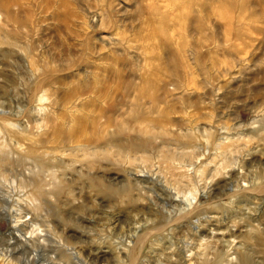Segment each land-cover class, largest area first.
Wrapping results in <instances>:
<instances>
[{
  "label": "rangeland",
  "instance_id": "374dc122",
  "mask_svg": "<svg viewBox=\"0 0 264 264\" xmlns=\"http://www.w3.org/2000/svg\"><path fill=\"white\" fill-rule=\"evenodd\" d=\"M241 256L264 264V0H0V264Z\"/></svg>",
  "mask_w": 264,
  "mask_h": 264
},
{
  "label": "bare ground",
  "instance_id": "6f19581e",
  "mask_svg": "<svg viewBox=\"0 0 264 264\" xmlns=\"http://www.w3.org/2000/svg\"><path fill=\"white\" fill-rule=\"evenodd\" d=\"M98 90V89H97ZM7 123V125L8 126H10V127H12V126H15L12 122H10V121H7L6 122ZM17 128V127H16ZM220 139V138H219ZM225 138H221L220 140L221 141H219L218 140V145H220L221 143H223V140H224ZM222 145V144H221ZM218 147H220V146H218ZM224 148V147H223ZM196 195V194H195ZM194 194H191L190 195V197L186 200V205H187V209H184L183 211V214H184V217H187L190 213H193L194 211H195V208H194V205H196V203H197V201H196V196H195ZM16 218H18V217H16ZM15 222V221H14ZM21 222V221H20ZM29 222H31V221H29ZM162 227H161V225H158V226H156V227H153V228H151V229H149V230H143V232L142 233H140L136 238H135V241H134V245H133V247H132V249H131V251L129 252L130 253V257H133L132 255H134V256H136L137 255V252H139V250H140V248L145 244V242L151 237V235L152 234H154L155 232H158V231H160L161 232V229ZM31 231V230H30ZM29 234V233H28ZM37 234V233H36ZM30 235V234H29ZM45 236V235H44ZM28 237V236H27ZM27 237H26V239H27ZM30 237V236H29ZM31 237H32V233H31ZM31 237H30V239H31ZM34 237V236H33ZM24 239V238H23ZM30 239H27L26 241H29ZM42 241H44V240H42ZM60 241V240H59ZM58 241V242H59ZM41 242V241H40ZM60 243V242H59ZM62 243V242H61ZM41 244V243H40ZM23 253V252H22ZM3 254V253H2ZM75 254H73V256H74ZM4 256V255H3ZM14 256V255H13ZM19 256V255H18ZM1 257H2V255H1ZM8 257V256H7ZM32 257V256H31ZM76 258H78L77 257V255L75 256ZM3 258V257H2ZM79 259V258H78ZM9 260V259H8ZM8 260L6 261V259H2L1 261H2V263L1 264H7L8 263ZM31 260V259H30ZM75 260H77V259H75ZM80 260V259H79ZM11 262V261H10ZM9 262V264H11ZM23 262V261H22ZM26 262V261H25ZM77 262V261H76ZM83 262V261H82ZM28 263V262H27ZM14 264V263H13ZM20 264V263H19ZM237 264H252L251 263V261H250V259L247 257V256H241L239 259H238V261H237Z\"/></svg>",
  "mask_w": 264,
  "mask_h": 264
}]
</instances>
